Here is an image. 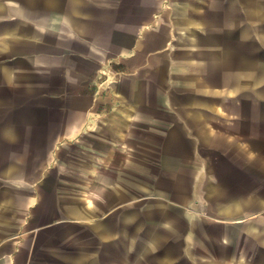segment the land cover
Returning a JSON list of instances; mask_svg holds the SVG:
<instances>
[{"label":"crops","instance_id":"1","mask_svg":"<svg viewBox=\"0 0 264 264\" xmlns=\"http://www.w3.org/2000/svg\"><path fill=\"white\" fill-rule=\"evenodd\" d=\"M251 213L264 0H0V264L186 263Z\"/></svg>","mask_w":264,"mask_h":264},{"label":"rangeland","instance_id":"2","mask_svg":"<svg viewBox=\"0 0 264 264\" xmlns=\"http://www.w3.org/2000/svg\"><path fill=\"white\" fill-rule=\"evenodd\" d=\"M218 102L225 106L226 96H220ZM248 222L256 224V233L244 232ZM175 225L177 226L178 223ZM212 226L208 230L214 237L189 240L190 249H188L187 258L190 261L180 264H264V239H260L257 235L259 229H264V221L258 214H242L229 221L219 220ZM140 229L142 228L140 227ZM196 230L201 234L204 233V228L198 227ZM233 230H236L234 236L215 238V235L231 233ZM191 234H196V232L192 231ZM151 250L154 253V258L157 259L160 251L156 247Z\"/></svg>","mask_w":264,"mask_h":264}]
</instances>
